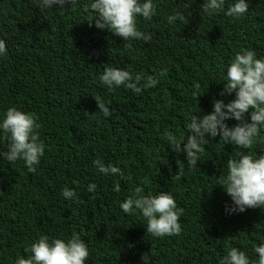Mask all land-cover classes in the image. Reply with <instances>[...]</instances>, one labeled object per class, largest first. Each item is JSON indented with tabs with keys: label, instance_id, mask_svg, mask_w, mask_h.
I'll return each instance as SVG.
<instances>
[{
	"label": "trees",
	"instance_id": "trees-1",
	"mask_svg": "<svg viewBox=\"0 0 264 264\" xmlns=\"http://www.w3.org/2000/svg\"><path fill=\"white\" fill-rule=\"evenodd\" d=\"M85 2L62 11L39 9L35 0H0V38L8 48L0 57V112L13 105L35 112L46 145L35 172L23 161L0 160V264L27 255L25 247L41 234L73 231L89 245L87 264H140L150 251L153 264H219L229 247L256 259L252 247L264 241V209L226 213L231 200L219 185L237 146L210 138L198 168L185 165L176 180L184 155L169 146L166 133L187 135L189 113L200 108L207 114L214 99L234 98L219 95L226 66L246 49L264 56V0H250L241 19L224 11L204 14L203 0H194L187 11L189 0H159L158 15L138 21L151 41L134 40L131 48L87 21ZM174 8L185 11V23H167ZM108 66L145 75L168 71L154 88L109 91L99 81ZM197 84L201 96L194 99ZM95 97L110 102L111 117L101 116ZM6 145L0 137V150ZM252 150L264 153V144ZM98 157L119 166L124 176L100 174L93 165ZM89 183L97 184L95 193L86 191ZM139 184L146 195H174L184 211L180 235L153 238L138 212H122L120 203ZM64 186L76 189L78 202L60 195Z\"/></svg>",
	"mask_w": 264,
	"mask_h": 264
},
{
	"label": "clouds",
	"instance_id": "clouds-1",
	"mask_svg": "<svg viewBox=\"0 0 264 264\" xmlns=\"http://www.w3.org/2000/svg\"><path fill=\"white\" fill-rule=\"evenodd\" d=\"M194 0L184 5L187 11ZM36 6L43 10H68L81 6V0H35ZM88 13L87 21H95V27L122 38L126 48L132 47V41L150 42L152 35L142 31L139 19L151 21L158 15L159 0H86L82 4ZM250 0H203L200 12L214 16L221 11L225 15L241 19L249 12ZM185 11L173 9L165 16L169 25L185 23ZM91 26V23H90ZM7 42L0 38V57L7 54ZM167 68L154 71L151 75L135 72L130 68L108 66L99 77L100 83L109 91L123 86L139 93L154 88L160 77L167 74ZM221 97L234 93L227 103L224 99H214L212 110L202 114L199 108L196 114L189 113L185 130L178 135L166 133V139L177 154L184 155L174 179L180 180L184 166L195 170L201 161V154L210 144V138L219 136L225 144L237 146L235 156L231 155L224 165V174L220 184L231 203L225 206L228 214L243 213L247 209H264V153L253 151V146L264 144V56L257 55L255 49L237 52L226 66ZM200 85L192 93L194 99L199 96ZM98 112L103 118L111 117L110 102L95 97ZM229 120L237 121L230 127ZM41 124L35 112L10 106L0 112V137L6 140V150H0V160L13 164L23 161L29 172H35L45 155L46 145L40 136ZM96 170L104 176H120L124 173L119 166L106 164L103 159L93 161ZM131 180L132 177H127ZM97 184L89 183L86 191L95 193ZM119 191V182L114 185ZM60 195L72 202H78L79 193L75 188L64 186ZM124 214L138 212L146 221V233L153 238L178 236L182 232L181 218L184 211L178 207L171 192L145 194L143 184L136 185L133 195L120 203ZM27 255H17L14 264H87L90 257L88 243L81 235L73 231L70 235L49 236L41 234L24 249ZM252 252L256 259L242 248L229 247L219 260V264H264V241L254 244ZM155 253L145 252L140 264H153Z\"/></svg>",
	"mask_w": 264,
	"mask_h": 264
}]
</instances>
